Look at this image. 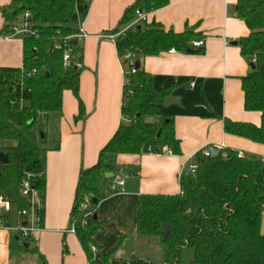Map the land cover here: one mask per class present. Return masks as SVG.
Here are the masks:
<instances>
[{
  "label": "trees",
  "instance_id": "16d2710c",
  "mask_svg": "<svg viewBox=\"0 0 264 264\" xmlns=\"http://www.w3.org/2000/svg\"><path fill=\"white\" fill-rule=\"evenodd\" d=\"M170 0H136L127 7L115 29L117 55L129 69L122 90V123L99 152L94 166L81 170L75 192L70 222H75V236L89 264H264V162L242 157L228 149L214 156L193 157L195 172L180 176V194L175 196L144 195L137 206L136 234L144 242L158 246V255L129 262L111 260V253L96 261L92 255L93 238L100 229L93 216L83 224L82 205L96 214L105 196L107 174H114L119 155H162L169 151L180 156L173 120L156 118V105L163 104L169 90H153L152 77L134 64L140 58L156 57L174 49L185 52L193 39L189 30L183 33L165 31L158 23L137 24L136 12L149 14L162 9ZM81 0H10L0 8L5 26L0 37H9L17 22H24L22 68L0 67V152L8 163H0V194L8 197L16 210L27 208L19 195V184L25 174L38 192H45V124L49 114L62 108V95L70 91L78 101V116L83 106L78 98L83 47L77 38V22L87 11ZM244 22L249 35L238 41L241 53L249 58L250 73L241 78L244 110L260 113V124L223 120L226 134L264 145V0H238L233 7ZM139 27V28H138ZM75 40L74 44L70 41ZM69 61L63 62L64 52ZM133 56L132 60L125 59ZM255 57V63L251 59ZM133 68L134 72L131 71ZM34 74L30 77L26 73ZM40 133L44 138H40ZM42 217V208L38 211ZM8 221L9 216L1 217ZM10 249L36 254L38 264L46 259L33 248L34 239L20 240L13 234Z\"/></svg>",
  "mask_w": 264,
  "mask_h": 264
},
{
  "label": "crops",
  "instance_id": "0c3cea01",
  "mask_svg": "<svg viewBox=\"0 0 264 264\" xmlns=\"http://www.w3.org/2000/svg\"><path fill=\"white\" fill-rule=\"evenodd\" d=\"M87 11L77 28L83 47L78 98L83 116H78V101L70 92L62 95V108L49 114L45 124V192L41 202L39 230L30 235L33 248L52 264H89L75 234L66 233L74 206L81 170L94 166L99 152L122 123V90L129 69L120 61L114 43L105 36L115 29L125 9L136 0H81ZM238 0H170L169 4L146 15L142 25L158 23L165 31L192 32L185 52L161 53L140 58L139 67L153 80L155 92L168 89L176 103L156 105V118L169 116L180 143V156L119 155L117 171L106 183L105 196L96 207L100 229L94 236L98 257L111 253V260L129 262L134 256L144 259L136 234L137 206L141 196L180 194V176L193 164V157L210 147L240 152L244 157L264 158V145L226 134L223 120L260 124V113L244 110L241 78L252 67L242 55L238 41L249 35L233 7ZM10 0H0V8ZM5 22L0 14V32ZM100 36H104L101 38ZM22 37H0V67L22 68ZM203 41L193 48L191 42ZM188 51H198L191 55ZM2 144L0 143V146ZM123 181L122 192L111 194L110 186ZM15 207L11 206L12 209ZM17 226L20 218L10 217ZM3 215L0 210V216ZM264 234V214L261 220ZM14 235L0 229V264H38L36 254L10 249ZM22 240V239H20ZM143 255V256H142Z\"/></svg>",
  "mask_w": 264,
  "mask_h": 264
},
{
  "label": "built area",
  "instance_id": "2783aa9c",
  "mask_svg": "<svg viewBox=\"0 0 264 264\" xmlns=\"http://www.w3.org/2000/svg\"><path fill=\"white\" fill-rule=\"evenodd\" d=\"M136 20L134 21V23L132 25H130L129 27L125 28V30H127L130 27H134L137 24H142V22L145 21L146 19V15L136 12ZM26 30L23 29L22 31H17L16 28L13 29V34L11 36H9V38L13 37L14 35L17 34H25ZM81 33L79 31V34L77 35V38H81ZM101 38H103L104 36H100ZM107 39H109L110 41H112L114 43V39L115 36L113 35H106L105 36ZM203 41L199 40V41H195V42H191V46L193 48H200L203 46ZM175 50L172 49L169 52L173 53ZM125 59L127 60H132L133 56H126ZM69 61V53L66 51L64 52L63 55V62L64 65H66ZM256 59L255 57H253L251 59L252 63H255ZM132 72H134L133 68L131 69ZM32 74H34V70L31 73H26L27 77H30ZM167 153L170 154L169 151H165ZM202 155L203 157H209L210 154V149H206L204 151H202ZM239 158H242L244 155L240 152L237 153ZM262 162H264V158L261 159ZM197 169V166L195 164H191L189 166L188 169V173H194L195 170ZM29 178H30V174H25L21 180H20V184H19V195L22 199H24L27 202V208L25 209H19L16 210V215L18 218L22 219L19 221V223L17 224V226H11L9 225V223L7 221H4L1 217L2 216H7L9 215V213L11 212V201L8 199L7 196L0 194V210L2 211V214L0 216V229L3 230H7L10 231L12 234H16L18 235V237L22 240H26L27 238L30 237V235L34 232H37L39 230V216H38V211L41 209V202H40V198L38 195V192L36 190H33L30 186L29 183ZM124 182L123 181H116L113 184H111L110 186V193L111 194H119L122 192V186H123ZM89 203L88 202H84V204L82 205V210L84 211V215H83V224H86L87 220L90 219L93 214L92 212L89 210ZM23 223H25V226L23 225ZM66 233H70V234H75V222L71 221L69 224L68 229L66 230ZM91 252L94 254L97 252V249L92 246L91 247Z\"/></svg>",
  "mask_w": 264,
  "mask_h": 264
},
{
  "label": "water",
  "instance_id": "95a60500",
  "mask_svg": "<svg viewBox=\"0 0 264 264\" xmlns=\"http://www.w3.org/2000/svg\"><path fill=\"white\" fill-rule=\"evenodd\" d=\"M138 28H139V27H138ZM75 42H76L75 40L70 41L71 44H74ZM188 53L191 54V55H195V54L198 53V51H188ZM134 66H135V69H138V68H139V62H136V63L134 64ZM176 102H177L176 99L171 98V97H168V98L165 100V106H168V105L173 104V103H176ZM40 138H41V139L44 138V136H43L42 133H40ZM217 152H218V150H217L216 147H210V154H211V156L216 155ZM0 163H1L2 165H6V164L8 163V156H7L6 154L2 153V152H0ZM110 177H112V174H107V175H106V178H110ZM93 219H94V220L96 219V216H95V215H93ZM23 225L25 226V223H23Z\"/></svg>",
  "mask_w": 264,
  "mask_h": 264
},
{
  "label": "rangeland",
  "instance_id": "374dc122",
  "mask_svg": "<svg viewBox=\"0 0 264 264\" xmlns=\"http://www.w3.org/2000/svg\"><path fill=\"white\" fill-rule=\"evenodd\" d=\"M16 29L17 31H22L24 29V22L22 19H20L18 22H17V25H16ZM109 180V179H108ZM107 180V181H108ZM16 214V209H12V212H11V215L10 217H14ZM158 249V246H156L154 243L151 244L150 242L149 243H146L144 242L143 244H141L140 246V250L142 252H145L148 256H153L155 257L156 255H158L159 251L157 250ZM143 256V255H142ZM52 264H62L61 263V259L58 258L57 261L55 263H52Z\"/></svg>",
  "mask_w": 264,
  "mask_h": 264
}]
</instances>
